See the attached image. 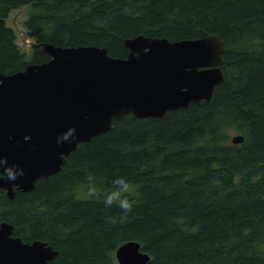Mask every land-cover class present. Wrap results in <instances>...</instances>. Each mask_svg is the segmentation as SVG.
<instances>
[{"label": "trees", "instance_id": "obj_1", "mask_svg": "<svg viewBox=\"0 0 264 264\" xmlns=\"http://www.w3.org/2000/svg\"><path fill=\"white\" fill-rule=\"evenodd\" d=\"M29 7L35 40L24 52L5 25ZM0 72L51 60L44 45L98 46L127 58L125 40L171 42L218 35L224 82L209 101L161 118L129 115L79 144L62 169L17 190H0V222L24 242L56 251L49 264H119L116 251L138 242L148 264H264V0H0ZM244 141L234 144L232 138ZM126 178L135 206L124 223L115 205L89 195Z\"/></svg>", "mask_w": 264, "mask_h": 264}, {"label": "water", "instance_id": "obj_2", "mask_svg": "<svg viewBox=\"0 0 264 264\" xmlns=\"http://www.w3.org/2000/svg\"><path fill=\"white\" fill-rule=\"evenodd\" d=\"M125 47L127 58H115L104 47L45 44L50 61L0 72V172H24L15 181L0 179L9 199L14 187L28 192L38 179L58 173L79 144L110 131L115 120L161 118L209 101L224 82L226 47L218 35L174 42L140 35L126 39ZM73 129L70 143L57 142ZM13 232L1 223L0 264H49L58 256L49 243L24 242ZM116 257L119 264L150 261L135 241L119 247Z\"/></svg>", "mask_w": 264, "mask_h": 264}, {"label": "clouds", "instance_id": "obj_3", "mask_svg": "<svg viewBox=\"0 0 264 264\" xmlns=\"http://www.w3.org/2000/svg\"><path fill=\"white\" fill-rule=\"evenodd\" d=\"M75 130H70L67 134L63 135L62 137L57 138L58 143L62 142H71L69 139L72 136V133ZM23 170H19V172L14 171L12 168H4L2 172H0V179H7L9 181H15L18 177L23 176ZM89 195L93 198L102 199L103 203L106 207L111 208L112 206H116L121 210V215L116 217H109L110 223H124L128 219V214L132 212L135 201L130 198V191H131V184L130 182L124 178L119 177L113 181V188L112 190L108 191L107 193H100L95 186V178L94 176H89Z\"/></svg>", "mask_w": 264, "mask_h": 264}, {"label": "rangeland", "instance_id": "obj_4", "mask_svg": "<svg viewBox=\"0 0 264 264\" xmlns=\"http://www.w3.org/2000/svg\"><path fill=\"white\" fill-rule=\"evenodd\" d=\"M29 7L18 9L9 16L5 25L10 27L16 34V42L20 49L24 52H30L35 40L28 35V32L24 26V22L27 19Z\"/></svg>", "mask_w": 264, "mask_h": 264}, {"label": "flooded vegetation", "instance_id": "obj_5", "mask_svg": "<svg viewBox=\"0 0 264 264\" xmlns=\"http://www.w3.org/2000/svg\"><path fill=\"white\" fill-rule=\"evenodd\" d=\"M14 189H15V193H16L17 190H19L17 187H14ZM0 190L3 191V192L5 193V195L7 196V190L1 189V188H0ZM21 191H22V190H21ZM7 197H8V196H7ZM1 223H3V222H0V225H1ZM12 226H13V225H12ZM14 232H15V227H14ZM14 232H13V236H15V235H14ZM15 237H17V236H15Z\"/></svg>", "mask_w": 264, "mask_h": 264}]
</instances>
